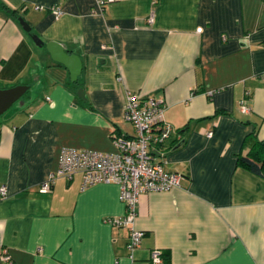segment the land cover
<instances>
[{"label":"crops","instance_id":"1","mask_svg":"<svg viewBox=\"0 0 264 264\" xmlns=\"http://www.w3.org/2000/svg\"><path fill=\"white\" fill-rule=\"evenodd\" d=\"M98 1L0 0V89L25 87L0 113V264H151L153 250L160 264H264V178L236 162L249 136L264 149V0ZM30 34L78 58L74 80ZM127 92L164 105L163 167L182 175L139 195L132 251L107 221L123 214L116 184L81 188L76 172L38 190L62 148L110 152L112 132L133 133Z\"/></svg>","mask_w":264,"mask_h":264},{"label":"built area","instance_id":"2","mask_svg":"<svg viewBox=\"0 0 264 264\" xmlns=\"http://www.w3.org/2000/svg\"><path fill=\"white\" fill-rule=\"evenodd\" d=\"M98 3L103 2L99 0ZM51 12L55 16L60 14V10L56 7L52 8ZM151 21L152 15H149L147 22ZM247 95L245 93V96ZM246 102L245 97L240 99L238 105L240 112L247 111ZM163 110L164 105L160 100L127 92L121 115L122 119L131 125L133 133L126 135L112 132L113 151L110 152L62 148L55 173L42 182L38 190L47 192L56 176L70 179L76 172L81 174V188L94 183L116 184L118 199L123 205V214L107 221L128 229L126 246L132 251L138 246L143 235V231L133 227L139 195L166 191L178 186L182 178L180 173L164 169L165 152L163 149L158 150L160 144H163L172 133L171 127L164 121ZM206 136H211V131H208ZM0 194H4L3 187H0ZM0 259L7 262L8 256L3 253ZM150 262L151 264L161 263L157 250L150 253Z\"/></svg>","mask_w":264,"mask_h":264},{"label":"water","instance_id":"3","mask_svg":"<svg viewBox=\"0 0 264 264\" xmlns=\"http://www.w3.org/2000/svg\"><path fill=\"white\" fill-rule=\"evenodd\" d=\"M17 21L22 30L28 33L30 30V26L28 25V23L24 21L21 17H18ZM30 38L37 46L44 45L53 60L67 67L70 80L75 79V77L79 74L80 71V63L78 58L66 54L63 48L59 46V44H57L56 42L48 41L43 43L40 38L35 34H30ZM24 90V86H13L7 89H0V113L6 108H8L12 102L16 101L22 95ZM76 93L79 97L83 98V93L81 89H77Z\"/></svg>","mask_w":264,"mask_h":264},{"label":"trees","instance_id":"4","mask_svg":"<svg viewBox=\"0 0 264 264\" xmlns=\"http://www.w3.org/2000/svg\"><path fill=\"white\" fill-rule=\"evenodd\" d=\"M115 132L119 133L117 131ZM164 144L165 142L163 144H160L158 150L163 149L165 152L166 146ZM260 144L256 145V142L253 141L251 136L247 137L246 140L244 141V145L248 148V150L244 154H238V156H236V162L242 165L243 167H245L246 169H248L250 172L264 178V149H261V146L263 144L262 143ZM153 155L156 156L155 154ZM164 253L160 252L161 255L165 256ZM164 264H168L166 258Z\"/></svg>","mask_w":264,"mask_h":264}]
</instances>
